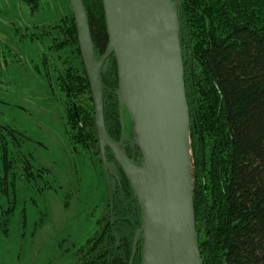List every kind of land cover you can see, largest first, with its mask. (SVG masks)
<instances>
[{"label":"trees","instance_id":"16d2710c","mask_svg":"<svg viewBox=\"0 0 264 264\" xmlns=\"http://www.w3.org/2000/svg\"><path fill=\"white\" fill-rule=\"evenodd\" d=\"M23 1L32 9L40 6V0ZM83 3L94 55L100 59L109 45L103 2ZM178 16L201 257L204 264H264V0H180ZM61 21L54 45L62 49L74 44L80 55L73 11ZM107 60L109 67L102 73L104 121L108 134L120 141L118 65L113 53ZM82 67L68 65L57 78L58 87L72 143L99 149L102 162L90 78ZM124 111L123 149L130 148L125 152L136 163L143 157L133 143L135 122L126 107ZM7 136L0 126V160L9 170L17 156ZM107 158L117 169L116 190L108 189L114 219L109 213V219L101 220L102 229L77 251L78 264H130L134 236L142 227L130 180L108 150ZM9 187L8 174L1 173L0 192L8 194ZM13 210L12 205L0 206L3 231ZM142 246L140 240L133 264L143 263Z\"/></svg>","mask_w":264,"mask_h":264},{"label":"rangeland","instance_id":"374dc122","mask_svg":"<svg viewBox=\"0 0 264 264\" xmlns=\"http://www.w3.org/2000/svg\"><path fill=\"white\" fill-rule=\"evenodd\" d=\"M72 11L70 0H40L38 9L0 0V126L15 131L14 138L4 130L17 156L9 170L0 160L10 185L0 206L14 208L7 231L0 227V264H78L77 251L110 218L99 149L72 143L58 87L68 65L84 64L74 44L54 45ZM134 134L139 154L135 127Z\"/></svg>","mask_w":264,"mask_h":264},{"label":"water","instance_id":"95a60500","mask_svg":"<svg viewBox=\"0 0 264 264\" xmlns=\"http://www.w3.org/2000/svg\"><path fill=\"white\" fill-rule=\"evenodd\" d=\"M78 43L94 101L95 124L103 170L109 188L116 190V165L124 169L117 153H123L125 111L135 122V133L148 192L130 180L141 207L142 227L136 232L130 264L143 241L142 264H204L196 230L192 177L191 120L186 95L178 6L180 0H102L109 45L98 59L94 55L89 20L83 0H70ZM113 53L118 65L122 136L114 140L104 121L103 71ZM4 128L14 138L13 128ZM115 172V173H114ZM110 216L114 204L110 198Z\"/></svg>","mask_w":264,"mask_h":264},{"label":"bare ground","instance_id":"6f19581e","mask_svg":"<svg viewBox=\"0 0 264 264\" xmlns=\"http://www.w3.org/2000/svg\"><path fill=\"white\" fill-rule=\"evenodd\" d=\"M117 158H119L124 169H126L132 180L135 181V183L137 182L139 188L141 187L142 190L148 192V179L146 177V169L143 168V166L142 168H136L135 166H133L129 162V160H127L123 153H117Z\"/></svg>","mask_w":264,"mask_h":264},{"label":"flooded vegetation","instance_id":"af4514ba","mask_svg":"<svg viewBox=\"0 0 264 264\" xmlns=\"http://www.w3.org/2000/svg\"><path fill=\"white\" fill-rule=\"evenodd\" d=\"M1 128H3L4 130H5V128H4V126H1ZM13 132H14V135H15V131L14 130H12ZM16 136V135H15ZM111 151H110V149H108V154L110 153ZM115 173V172H114ZM116 173H117V171H116ZM110 180H112V179H114L115 181H116V179H115V177L112 175V174H110Z\"/></svg>","mask_w":264,"mask_h":264}]
</instances>
